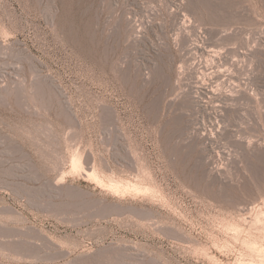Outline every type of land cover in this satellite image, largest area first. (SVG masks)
Segmentation results:
<instances>
[{"label": "rangeland", "instance_id": "obj_1", "mask_svg": "<svg viewBox=\"0 0 264 264\" xmlns=\"http://www.w3.org/2000/svg\"><path fill=\"white\" fill-rule=\"evenodd\" d=\"M263 214L264 0H0V264H264Z\"/></svg>", "mask_w": 264, "mask_h": 264}, {"label": "bare ground", "instance_id": "obj_2", "mask_svg": "<svg viewBox=\"0 0 264 264\" xmlns=\"http://www.w3.org/2000/svg\"><path fill=\"white\" fill-rule=\"evenodd\" d=\"M258 115H259V114H258ZM76 158L79 159V157H76ZM74 160H75V159H74ZM79 160H80V159H79ZM79 160H78V161H79ZM76 161H77V160H76ZM76 161H75V162H76ZM73 162H74V161H73ZM75 162H74V163H75ZM77 165H78V162H77ZM86 173H89V172L86 171ZM89 174H91V173H89ZM89 174H87V175H89ZM92 174H93V173H92ZM116 186H117V185H116ZM252 206H253V205H252ZM261 212H262V211H261ZM261 212H260V213H261ZM260 213H259V214H260ZM260 215H261V214H260ZM263 215H264V214H263ZM4 217H5V216H4ZM256 217H257V216H256ZM256 217H255V218H256ZM261 217H262V216H261ZM261 217H260V218H261ZM263 217H264V216H263ZM258 218H259V215H258ZM260 222H263V220L260 221ZM253 223H254V222H253ZM262 224H263V223H262ZM262 224H261V225H262ZM253 225H254V224H253ZM253 225H252V226H253ZM255 226H256V225H255ZM255 226H254V228H255ZM257 226H258V225H257ZM259 228H260V227H259ZM256 229H258V228H256ZM252 230H253V229H252ZM236 231H237V230H236ZM263 232H264V230H263ZM261 241H262V240H261ZM251 245H252V244H251ZM254 247H256V246H254ZM262 249H263V248H262ZM258 250H259V249H258ZM260 251H262V250H260ZM262 252H264V250H263ZM260 256H261V255H260ZM260 256H259V258H260ZM263 257H264V255H263ZM260 260H262V259H260ZM261 262H262V261H261Z\"/></svg>", "mask_w": 264, "mask_h": 264}]
</instances>
